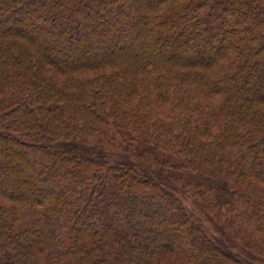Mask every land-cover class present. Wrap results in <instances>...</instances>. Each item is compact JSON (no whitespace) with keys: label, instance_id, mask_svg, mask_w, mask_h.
<instances>
[{"label":"trees","instance_id":"trees-1","mask_svg":"<svg viewBox=\"0 0 264 264\" xmlns=\"http://www.w3.org/2000/svg\"><path fill=\"white\" fill-rule=\"evenodd\" d=\"M0 264H264V0H0Z\"/></svg>","mask_w":264,"mask_h":264},{"label":"rangeland","instance_id":"rangeland-1","mask_svg":"<svg viewBox=\"0 0 264 264\" xmlns=\"http://www.w3.org/2000/svg\"><path fill=\"white\" fill-rule=\"evenodd\" d=\"M147 50H148V47H147ZM150 53H152V51H146V52H144V57H148L150 55Z\"/></svg>","mask_w":264,"mask_h":264}]
</instances>
